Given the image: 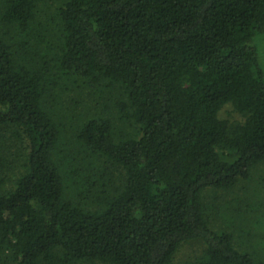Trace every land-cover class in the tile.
Returning <instances> with one entry per match:
<instances>
[{"label":"trees","instance_id":"16d2710c","mask_svg":"<svg viewBox=\"0 0 264 264\" xmlns=\"http://www.w3.org/2000/svg\"><path fill=\"white\" fill-rule=\"evenodd\" d=\"M258 35L264 0H0V264H264L203 200L264 183Z\"/></svg>","mask_w":264,"mask_h":264},{"label":"rangeland","instance_id":"374dc122","mask_svg":"<svg viewBox=\"0 0 264 264\" xmlns=\"http://www.w3.org/2000/svg\"><path fill=\"white\" fill-rule=\"evenodd\" d=\"M258 61L264 78V35L254 40ZM219 118L227 122H242V118L227 106ZM262 167H257L249 181L238 184L234 189L208 191L203 194L207 205L210 227L215 231L230 233L237 249L250 253L254 259L264 261V183ZM203 246L189 242L180 247L173 264H185L200 255Z\"/></svg>","mask_w":264,"mask_h":264}]
</instances>
